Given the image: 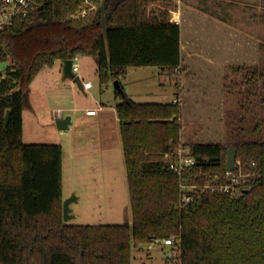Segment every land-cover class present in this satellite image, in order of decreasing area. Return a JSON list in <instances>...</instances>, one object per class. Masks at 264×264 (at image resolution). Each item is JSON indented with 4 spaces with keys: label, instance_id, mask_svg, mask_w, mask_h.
<instances>
[{
    "label": "trees",
    "instance_id": "1",
    "mask_svg": "<svg viewBox=\"0 0 264 264\" xmlns=\"http://www.w3.org/2000/svg\"><path fill=\"white\" fill-rule=\"evenodd\" d=\"M160 1L169 0H102L93 16L76 19L69 18L76 0H36L28 15L0 30V64L8 61L0 71V264H132L133 247L173 235L181 237L183 264H264V62L243 68L244 99L228 140L187 145L202 163L184 184L204 187L223 174L235 148L252 174L246 188L238 196L205 188L182 205L180 178L165 157L181 144L180 104L136 102L121 83L131 67L171 76L180 68L181 26L167 9L151 7ZM76 56L95 59L101 83H120L132 224L66 223L62 146L23 141L32 82Z\"/></svg>",
    "mask_w": 264,
    "mask_h": 264
},
{
    "label": "rangeland",
    "instance_id": "2",
    "mask_svg": "<svg viewBox=\"0 0 264 264\" xmlns=\"http://www.w3.org/2000/svg\"><path fill=\"white\" fill-rule=\"evenodd\" d=\"M151 7L167 9L172 20L180 23L182 70L190 69L189 76L182 83L180 73L171 76L159 67H132L121 78L126 93L134 101L145 103L170 102L175 90L179 91L175 97L179 104L184 95L181 144L226 142L244 99L243 68L264 62V0H169ZM78 63L75 75L80 81H92L89 91H83L74 79L64 78L59 62L36 76L30 86V107L23 112V141L62 146L63 202L75 198L69 204L72 218L66 223L132 224L122 139L113 111L121 101L115 93L116 79L101 83L92 56H82ZM7 65L8 61L1 63L0 71L4 72ZM166 80L178 85L166 88ZM101 102L110 110L100 112ZM59 108L63 117H71L69 130L57 127ZM90 109L98 115L89 117ZM104 135L111 140L112 172L104 166L108 144L97 140ZM132 256V264L163 260L162 252L148 245L133 247Z\"/></svg>",
    "mask_w": 264,
    "mask_h": 264
},
{
    "label": "built area",
    "instance_id": "3",
    "mask_svg": "<svg viewBox=\"0 0 264 264\" xmlns=\"http://www.w3.org/2000/svg\"><path fill=\"white\" fill-rule=\"evenodd\" d=\"M78 9L71 15L76 19H88L93 16L99 9L102 0H76ZM36 0H0V30L10 27L17 18L24 17L33 9ZM76 56L73 59L72 69L74 72L79 70V59ZM178 71V69H176ZM83 88L89 90L92 88V81L86 80L82 83ZM173 102L178 103L179 99L175 98ZM58 117L62 116V110H58ZM93 109L87 110L88 115L95 114ZM165 157L170 161V166L180 178V201L182 205H187L194 199V194L205 188L227 193L232 196H238L242 189L246 188L252 174L243 171L241 162L236 158L235 168L226 170L221 175L211 176L212 179L204 186L184 184V176L191 171L197 164V157L191 153L189 147L180 144L173 152L167 153ZM150 248H158L162 252V263L164 264H183L182 240L179 235H173L164 238H154L149 244Z\"/></svg>",
    "mask_w": 264,
    "mask_h": 264
},
{
    "label": "water",
    "instance_id": "4",
    "mask_svg": "<svg viewBox=\"0 0 264 264\" xmlns=\"http://www.w3.org/2000/svg\"><path fill=\"white\" fill-rule=\"evenodd\" d=\"M71 18V16L69 17ZM72 59L65 60L63 62V76L64 78H72L75 81H77L80 85H82V81H80L79 77L75 75V72L72 69ZM115 89H121L120 83L118 80L115 81L114 83ZM10 110L7 111L6 113V121L8 120V117L10 115ZM71 117L66 116L63 118H59L57 120V127L60 130H68L71 124ZM236 158H237V151L235 148H230L228 149V154H227V169L228 170H233L235 168V163H236ZM201 157H197V164H201ZM75 198L69 199L65 202H63V219L66 222L68 219L72 218V214H70V209H69V204L74 200Z\"/></svg>",
    "mask_w": 264,
    "mask_h": 264
},
{
    "label": "crops",
    "instance_id": "5",
    "mask_svg": "<svg viewBox=\"0 0 264 264\" xmlns=\"http://www.w3.org/2000/svg\"><path fill=\"white\" fill-rule=\"evenodd\" d=\"M174 21V20H173ZM179 23V22H178ZM180 24V23H179ZM181 44H182V36H181ZM95 60V59H94ZM56 62H59L60 63V65H61V71L63 70V65H62V63H61V61H56ZM55 62V63H56ZM96 62V61H95ZM97 65V64H96ZM184 67V62H183V58H182V60H181V65H180V68L178 69V71H177V74L178 73H180V75L179 76H181V79L183 80L182 81V83H184V81L186 82L187 81V76H189V72H190V69H184V70H182V68ZM132 68V67H131ZM131 68H129L128 69V72H127V75L129 74V71H130V69ZM181 70V71H180ZM163 72V71H162ZM164 74H165V72H163ZM126 76V75H125ZM192 77V76H191ZM181 79H180V81H181ZM83 81H86V80H82V83H83ZM178 82H179V80H178ZM174 83H177V81L176 82H170V80H166V82H165V84L167 85L166 86V88L169 86V87H173V85H174ZM178 85V84H177ZM176 85V86H177ZM81 86V89L83 90V91H89V90H91L92 88H93V83H92V88L91 89H89V90H86L85 88H83V85H80ZM175 85H174V87H176ZM182 88V87H181ZM175 92H177V93H179V91H176L175 90ZM53 96L55 97L56 96V93H54L53 94ZM182 96H184L183 95V93H182ZM182 96H180V105H182V108H181V110H183V106H184V104H183V101H182ZM60 97H61V95H60ZM130 97V96H129ZM175 97H177L176 96V93H175V96L173 97V99H172V101L175 99ZM186 97H188V95H186ZM131 98V97H130ZM132 99V98H131ZM186 99H188V98H186ZM171 102V101H170ZM119 103V102H118ZM110 106H108L106 103H104V102H101L100 103V106H99V111L100 112H103V113H105L106 111H108V110H110ZM59 110H62V108H59ZM113 111L115 112V115H117V111H116V106H115V108L113 107ZM24 112V111H23ZM88 115V114H87ZM98 115V113H95V114H93V115H88L89 117H96ZM105 115V114H104ZM58 116V115H57ZM58 118H63V116H61V117H58ZM101 120L102 119H100V123H101ZM117 121H118V123H119V132H120V122H119V118H118V115H117ZM102 124V123H101ZM69 130V129H68ZM121 135V134H120ZM102 140L103 141V143H104V145H106V144H108V148H106L105 149V160H106V163H105V167L106 168H108L109 169V172H112V167L114 166V164H113V159H114V154H113V150H112V148H110L109 147V144L111 143V140H110V138H108L106 135H104V138H97V140ZM98 140V141H99Z\"/></svg>",
    "mask_w": 264,
    "mask_h": 264
}]
</instances>
